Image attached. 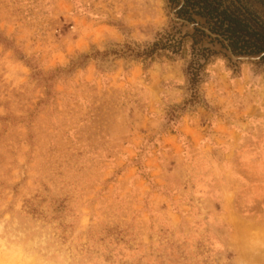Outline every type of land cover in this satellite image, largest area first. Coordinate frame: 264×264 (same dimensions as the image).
<instances>
[{
    "label": "rangeland",
    "instance_id": "rangeland-1",
    "mask_svg": "<svg viewBox=\"0 0 264 264\" xmlns=\"http://www.w3.org/2000/svg\"><path fill=\"white\" fill-rule=\"evenodd\" d=\"M179 1L0 0V241L30 264H264V51Z\"/></svg>",
    "mask_w": 264,
    "mask_h": 264
},
{
    "label": "trees",
    "instance_id": "trees-1",
    "mask_svg": "<svg viewBox=\"0 0 264 264\" xmlns=\"http://www.w3.org/2000/svg\"><path fill=\"white\" fill-rule=\"evenodd\" d=\"M257 1L264 6V0ZM238 3L239 0H182L178 12H182L180 15L183 17V14H187L189 20L192 13L204 18L210 32L215 34L214 38L226 39L234 51L245 53L264 51V21L253 13L250 15L248 9ZM201 33L205 34L204 30H201ZM159 44L158 39L144 49L142 54L152 55Z\"/></svg>",
    "mask_w": 264,
    "mask_h": 264
},
{
    "label": "clouds",
    "instance_id": "clouds-1",
    "mask_svg": "<svg viewBox=\"0 0 264 264\" xmlns=\"http://www.w3.org/2000/svg\"><path fill=\"white\" fill-rule=\"evenodd\" d=\"M0 248L6 251L9 256V264H30L20 254L19 250L15 247H10L7 240L0 241Z\"/></svg>",
    "mask_w": 264,
    "mask_h": 264
},
{
    "label": "water",
    "instance_id": "water-1",
    "mask_svg": "<svg viewBox=\"0 0 264 264\" xmlns=\"http://www.w3.org/2000/svg\"><path fill=\"white\" fill-rule=\"evenodd\" d=\"M200 19H202V18H200Z\"/></svg>",
    "mask_w": 264,
    "mask_h": 264
}]
</instances>
